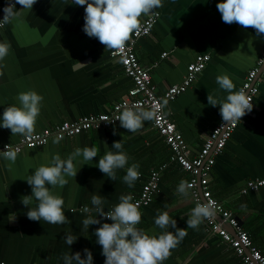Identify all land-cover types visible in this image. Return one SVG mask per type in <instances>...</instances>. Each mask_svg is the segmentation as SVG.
Instances as JSON below:
<instances>
[{
    "label": "crops",
    "instance_id": "1",
    "mask_svg": "<svg viewBox=\"0 0 264 264\" xmlns=\"http://www.w3.org/2000/svg\"><path fill=\"white\" fill-rule=\"evenodd\" d=\"M8 1L0 0V14ZM221 2L162 0L163 6L153 10L160 17L152 34L135 45L136 56L150 72L159 96L184 82L189 65L198 56L210 55L206 69L192 86L164 105L166 115L182 133L192 158L200 153L221 119L220 106L212 107L207 101L208 95L218 102L225 101L228 95L216 83V77L228 74L235 85L234 91H239L248 73L258 66L264 49V34L222 21L216 7ZM16 10L18 15L0 34V42L11 45L8 55L0 61V123L5 108L19 107L18 94L29 90L43 97L33 133L65 121L109 113L116 104L129 99L133 81L125 74L121 62L111 57V50L83 31L84 8L68 0H37L32 9L24 10L18 4ZM148 17L141 16V23ZM164 54L167 56L163 57ZM21 137L0 127V150L18 143ZM119 141L129 162L125 169L117 170L113 181L97 165L108 151H117L112 145ZM85 145H95L97 157L92 161H84L82 155L77 157L74 161L77 175L66 177L68 183L63 188L51 189L46 185L54 195L63 198V211L71 223L54 225L43 219L29 220L26 214L30 208L37 207L38 201L33 198L29 206L22 204L24 196L32 195L27 178L54 155L66 159ZM172 156L153 120L145 121L136 133H130L118 122L111 128L91 130L62 141L52 139L44 147L24 149L14 163L0 156V264H65L64 254L80 252L84 259L85 248L92 252L93 264H104L102 246L96 243L94 235L100 225L83 230L82 221L89 215L97 216L95 212L82 211L85 205L94 207L90 195H100L104 211L112 210L121 195L131 194L136 199L149 174L165 165L160 190L151 205L140 211L142 220L137 225L149 235L165 231L154 223L159 208L169 213L177 228L187 231L163 264H242L227 243L208 231L205 221L198 229L188 228L186 221L195 204L189 190L185 197L176 189L181 180L189 181L191 175L173 163ZM132 163L140 164V178L129 188L123 177ZM208 178L213 196L234 215L264 255V187L242 193L248 181L264 179V79L259 80V95L252 111L233 133ZM216 218L222 222L220 216ZM97 219L101 224L112 223L99 216ZM223 226L234 234L228 223ZM167 230L174 233L176 229ZM66 233L77 237L70 246L64 243Z\"/></svg>",
    "mask_w": 264,
    "mask_h": 264
},
{
    "label": "clouds",
    "instance_id": "2",
    "mask_svg": "<svg viewBox=\"0 0 264 264\" xmlns=\"http://www.w3.org/2000/svg\"><path fill=\"white\" fill-rule=\"evenodd\" d=\"M37 0H15L24 10L32 9ZM78 6H85L83 31L90 38H96L105 46L106 50H122L131 34H139L141 30V16L153 15V10L162 7V0H74ZM15 4L9 3L4 9L3 19L0 26L15 18L19 11ZM221 13L222 21L226 24L236 23L244 28L251 27L257 34H264V0H223L216 5ZM150 26V24H149ZM147 31V28L144 29ZM11 48L7 41L0 42V61L9 53ZM79 65H83L78 62ZM2 67V66H0ZM2 74V73H0ZM216 83L225 90L228 95L226 100L218 102L212 95L207 96L208 104L212 107L220 106L222 124H236L248 112L252 111L253 105L250 97L243 89L234 91L235 85L229 75L224 73L216 77ZM20 106L15 105L5 108L0 127L10 129L13 135L20 134L25 138H31L34 132L36 119L40 114L43 97L34 90L21 92L17 97ZM166 104L167 101H164ZM158 115L156 106L145 108L142 104L126 106L120 112L117 120L120 126L130 133H136L144 126L145 121H152ZM115 134V133H114ZM112 147L116 152L108 151L99 159L97 167L107 175L109 179L115 181L117 170L125 169L128 165V154L123 151L122 141L114 142ZM6 150L0 152V156L15 162L16 150L5 146ZM83 156L84 161H92L98 155V148L85 145L77 148L66 159H61L59 154L54 155L50 161L35 169L26 182L31 186L32 195L24 196L22 204L29 206L33 198L38 201L36 208H30L27 218L31 221L43 219L49 224H70L63 211L64 200L59 195H54L51 189L59 186L63 188L68 180L66 177H76L77 169L74 161L77 157ZM140 164L132 163L126 168V175L123 182L129 188L134 187L135 181L140 178ZM46 185H50L46 187ZM192 184L186 180H181L176 191L187 197ZM134 197L131 194L121 195L120 202L110 211L105 212L103 208L104 200L100 195L91 194L90 200L93 208L85 205L83 212H95L97 216L112 223H102L101 220L89 215L82 221L83 230L87 231L91 225H100L94 235L97 237L96 243L102 246L101 255L105 257L104 264H163L171 255V251L187 235V231L176 227V221L170 218L167 211L157 209L155 225L163 231L160 234L149 235L137 225L141 223L142 214L138 210V203H133ZM167 205H165V208ZM72 211H75L74 209ZM215 202L209 200L207 203H197L192 209L186 223L188 228L198 229L204 220L215 216ZM176 229L173 233L167 229ZM77 237L71 233H66L64 243L72 245ZM85 258H81V253L64 254L62 259L65 264H93L92 252L85 248L83 250Z\"/></svg>",
    "mask_w": 264,
    "mask_h": 264
},
{
    "label": "built area",
    "instance_id": "3",
    "mask_svg": "<svg viewBox=\"0 0 264 264\" xmlns=\"http://www.w3.org/2000/svg\"><path fill=\"white\" fill-rule=\"evenodd\" d=\"M68 1L75 4L74 0ZM9 3L15 4V0L8 1V3L1 8L0 20H2L4 16L3 9ZM17 5L18 4H15V8ZM79 7L85 9L86 5ZM159 17V14L149 16L141 23L139 34L133 32L122 50H111V57L118 59L121 62L125 74L133 81V88L129 91V99L116 104L114 109L109 113L85 116L75 121H65L56 125L54 128L32 133L31 138H25L23 136L18 143L8 146L16 150L17 155H19L24 149H37L44 147L49 144L52 139L62 141L91 130L111 128L119 122L117 117L126 106L139 103L145 108H151L155 105L158 115L153 119V126L164 138L165 142L173 152L171 161L177 163L184 171L191 175L188 183L192 184L193 187L189 189V191L195 206L198 202L207 203L209 200L215 202V216L204 220L208 227V231L212 234L218 235L223 242L227 243L241 259L242 264H264V255L252 243L249 234L242 228L240 222L234 217V215L226 210L222 203L213 196L209 188L208 178L216 164L217 158L223 154L233 133L237 130L239 125L245 121L249 112L234 125L226 123L224 126H221L223 122L221 117L219 123L209 134L200 153L193 158L190 156L188 145L182 133L164 111V101H174L177 97L184 94L192 86L197 79V76L206 69L211 57L210 55L198 56L195 62L189 65L188 73L184 82L181 85L171 87L164 95L159 96L156 87L152 83L150 72L142 67L135 53V45L137 41L152 34ZM7 24L8 23L0 26V34L6 28ZM145 28H147V31L144 30ZM166 56V54L163 55V57ZM260 79H264V49L262 56L258 61V66L248 73L244 84L241 87V89H243L250 97V103L252 105L259 95ZM5 146L0 152L6 150ZM165 168L166 165L149 174L146 182L142 186L140 194L133 201V203H138L139 211L149 207L153 202L155 194L160 190L162 172ZM263 187L264 179L248 181L242 193L247 194L250 191H258ZM217 215L221 217L222 222L217 220ZM105 221L112 222L110 220ZM223 223H228L234 229V234L226 230Z\"/></svg>",
    "mask_w": 264,
    "mask_h": 264
},
{
    "label": "water",
    "instance_id": "4",
    "mask_svg": "<svg viewBox=\"0 0 264 264\" xmlns=\"http://www.w3.org/2000/svg\"><path fill=\"white\" fill-rule=\"evenodd\" d=\"M221 220V219H220Z\"/></svg>",
    "mask_w": 264,
    "mask_h": 264
}]
</instances>
